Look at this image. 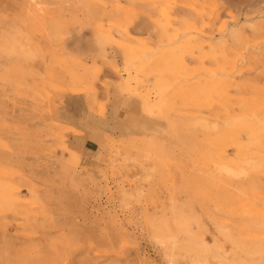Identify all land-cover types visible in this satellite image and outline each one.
Segmentation results:
<instances>
[{"label":"rangeland","instance_id":"1","mask_svg":"<svg viewBox=\"0 0 264 264\" xmlns=\"http://www.w3.org/2000/svg\"><path fill=\"white\" fill-rule=\"evenodd\" d=\"M29 1L0 0V264H264V0Z\"/></svg>","mask_w":264,"mask_h":264},{"label":"crops","instance_id":"2","mask_svg":"<svg viewBox=\"0 0 264 264\" xmlns=\"http://www.w3.org/2000/svg\"><path fill=\"white\" fill-rule=\"evenodd\" d=\"M96 145L95 140L91 139V138H83L82 139V146L84 147V149L91 151L92 148Z\"/></svg>","mask_w":264,"mask_h":264},{"label":"bare ground","instance_id":"3","mask_svg":"<svg viewBox=\"0 0 264 264\" xmlns=\"http://www.w3.org/2000/svg\"><path fill=\"white\" fill-rule=\"evenodd\" d=\"M30 1H34V0H30ZM29 1V2H30ZM36 3V2H35ZM37 4V3H36ZM155 7V6H154ZM25 18V17H24ZM132 19V18H131ZM26 23V22H25ZM10 37V36H9ZM6 39H8V37L6 38ZM240 129V128H239ZM233 131V130H232ZM229 132V131H228ZM229 133H231V131L229 132ZM226 141V140H225ZM233 141V140H232ZM200 143V142H199ZM231 143V142H230ZM257 151V150H256ZM224 156V155H223ZM236 172V171H235ZM247 176V175H246ZM224 181V180H223ZM230 185V184H229ZM237 188V187H236ZM259 188V187H258ZM244 192V191H243ZM248 253V252H247Z\"/></svg>","mask_w":264,"mask_h":264}]
</instances>
